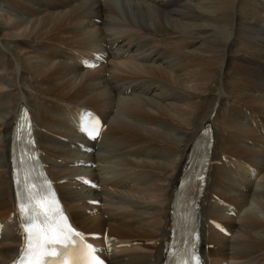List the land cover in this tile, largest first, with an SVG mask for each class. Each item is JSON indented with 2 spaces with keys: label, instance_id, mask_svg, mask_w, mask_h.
<instances>
[{
  "label": "bare ground",
  "instance_id": "6f19581e",
  "mask_svg": "<svg viewBox=\"0 0 264 264\" xmlns=\"http://www.w3.org/2000/svg\"><path fill=\"white\" fill-rule=\"evenodd\" d=\"M91 2L96 4L92 7ZM259 11L262 12L257 17L251 16ZM263 21L264 0H0L3 236L8 237L13 231L8 221L12 210L8 200L12 192L7 177V146L11 139L8 126L18 117L21 100L30 107V87L79 107L103 109L110 127L101 145L115 142L108 147V153L113 152L111 159L93 152L80 153V148L73 145L60 149L54 139L48 141L54 144L50 149L56 158L57 153L66 158H61L60 171L53 170L55 174H86L88 180H82L80 185L68 179L71 192L67 195L61 187L62 194L70 214L77 213L71 210L75 206L79 210L74 216L79 226L89 232L106 230L113 235L111 264L163 263L165 216L178 174L192 140L202 141V128L208 119L214 122L213 150L220 148L219 156L225 152V164L228 159H235L237 167H241L239 160L247 162L245 179L251 180L246 183L248 189L238 197L243 206L235 214L244 212V217L220 216L222 221L233 220L228 222L230 234L220 233L219 243L233 244L244 235L247 250L257 248V240L264 237V218L255 212L259 209L264 214V179L257 185L252 178L264 174V144L255 146L253 139L260 137L257 132L264 133V31L260 29ZM92 40L107 49V61L100 62L95 69L83 68L76 62L79 55L64 46L88 49ZM255 75L258 82L253 83ZM231 83H236L237 89ZM178 87L194 92L181 98L166 95ZM30 110L34 119L35 113ZM246 116L252 118V127ZM107 117L112 118L110 122ZM45 122L58 128L55 132L60 134L72 133L59 130L60 127L69 128L75 132L68 137L85 141L59 115L55 119L49 116ZM174 124L178 129L173 128ZM242 139L252 144L243 145ZM164 149H168L169 157L160 154ZM145 150L149 154L141 155ZM70 157L81 158L80 162L90 166L80 170L75 164L65 166ZM43 159L47 163L44 155ZM105 164L118 168V175L107 170L100 173ZM225 164H214L220 183L213 189L230 199L231 188H225L224 183L228 182L221 178ZM128 165L132 171L127 169ZM48 170L52 172L49 166ZM160 176L165 183H154ZM98 183L101 188L95 190L93 185ZM256 185L262 191L256 193ZM251 194L254 195L249 200L247 195ZM101 197L107 206L104 209L95 204ZM88 198L95 201V206L87 204ZM84 208L90 211L84 213ZM17 235L15 232L2 241H10L11 245L0 246V264L17 251ZM252 241L256 245L251 246ZM215 253L218 261L213 257L210 264H264V255H256L257 251L244 257L220 250Z\"/></svg>",
  "mask_w": 264,
  "mask_h": 264
},
{
  "label": "snow or ice",
  "instance_id": "6c2138e0",
  "mask_svg": "<svg viewBox=\"0 0 264 264\" xmlns=\"http://www.w3.org/2000/svg\"><path fill=\"white\" fill-rule=\"evenodd\" d=\"M28 159L26 156L22 164H26ZM30 179L31 170L18 183L26 185ZM28 191L17 192L23 242L13 264H104L95 255V247L84 244L80 239L82 234L67 224L62 210L49 214L39 203H33L34 197L26 194ZM57 216H60L59 220ZM171 264H193V261L186 248L183 251L177 248Z\"/></svg>",
  "mask_w": 264,
  "mask_h": 264
},
{
  "label": "rangeland",
  "instance_id": "374dc122",
  "mask_svg": "<svg viewBox=\"0 0 264 264\" xmlns=\"http://www.w3.org/2000/svg\"><path fill=\"white\" fill-rule=\"evenodd\" d=\"M94 4H96V3H93V2H91V6L93 7L94 6ZM83 5H85V4H83ZM262 11H259V12H257V13H253V14H251V16L252 17H257L258 16V14L259 13H261ZM201 32V31H200ZM42 50H43V48H42ZM45 51H46V49H45ZM236 71H237V69L236 70H234V72L236 73ZM231 85H232V87L234 88V89H237V84L236 83H231ZM32 92V91H31ZM187 92H190V93H193L194 91H193V89H186V88H172V89H170L167 93H166V95L167 96H173V97H177V98H181V97H184V96H186L187 95ZM42 98V97H41ZM233 99H236V100H238L236 97H234ZM195 101H197L196 99H192V102H195ZM60 106H63V105H60ZM126 111H128V110H126ZM35 116H36V114H35ZM39 118L41 119V116H39ZM173 128L174 129H178V127L174 124L173 125ZM232 128V127H231ZM66 130L65 132H67L68 131V129L66 128V129H64L63 127H60L59 128V130ZM256 130V129H255ZM69 132V131H68ZM57 133V132H56ZM258 133V135H260L259 134V132H257ZM60 134V133H59ZM67 134V133H66ZM262 136V137H261ZM263 136L264 135H260V137L258 138V139H253V143L255 144V146H258V147H260V145L261 144H264V138H263ZM261 138V139H260ZM263 139V142L261 141ZM242 143H244L243 145H247L248 143L247 142H242ZM249 145V144H248ZM250 146V145H249ZM58 148H60V149H63V147H58ZM70 151V150H69ZM223 154H225V152L223 153ZM57 155L60 157L61 155H59L58 153H57ZM225 157V156H224ZM61 158H64V159H66L65 157H63V156H61ZM71 158V157H70ZM128 159V162H129V157L127 158ZM234 162H236V163H238L235 159H234ZM242 163V162H241ZM221 164V163H220ZM248 163L246 162V164H245V166L247 165ZM90 165H87L86 167H89ZM70 167V166H69ZM75 168H78L79 167V169L78 170H80L81 168H84V167H82V166H74ZM74 168V169H75ZM73 169V170H74ZM241 169H244V173H245V175H246V177L245 178H248V175H247V169H246V167H242ZM76 170V169H75ZM60 170H57L56 172H59ZM64 173V172H63ZM65 174V173H64ZM56 177H58L57 176V173H56ZM264 181V180H263ZM262 181V182H263ZM108 187H110V186H108ZM111 188V187H110ZM243 197V196H242ZM259 209H256V214H258V216L260 215V216H263V218H264V214H262L261 212H260V210L258 211ZM89 214V213H88ZM259 216V217H260ZM111 221H113V219L111 218ZM221 243V242H220ZM224 242H222L221 244L222 245H225V244H223ZM257 243L259 244L258 245V247L257 248H255V249H253L252 251H248L247 250V248H246V238L244 237V235H240V236H238L237 237V239L234 241V243H233V245H235V246H238V247H242V248H244V249H246V251L244 252V256H246V255H251L252 253H253V251H257V253L256 254H258V255H264V252L262 251V249H264V237H260L258 240H257ZM217 244H219V242L217 243ZM219 250H221V249H219ZM218 250V251H219ZM232 254V253H231ZM237 256H239V255H237ZM231 257V256H230ZM229 257V258H230Z\"/></svg>",
  "mask_w": 264,
  "mask_h": 264
}]
</instances>
